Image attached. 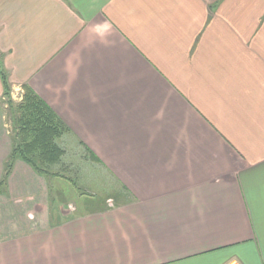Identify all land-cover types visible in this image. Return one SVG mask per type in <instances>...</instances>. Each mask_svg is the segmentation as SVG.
<instances>
[{"label":"crops","instance_id":"1","mask_svg":"<svg viewBox=\"0 0 264 264\" xmlns=\"http://www.w3.org/2000/svg\"><path fill=\"white\" fill-rule=\"evenodd\" d=\"M0 53L127 192L0 195V264H264V0H0Z\"/></svg>","mask_w":264,"mask_h":264},{"label":"rangeland","instance_id":"2","mask_svg":"<svg viewBox=\"0 0 264 264\" xmlns=\"http://www.w3.org/2000/svg\"><path fill=\"white\" fill-rule=\"evenodd\" d=\"M0 69V72L2 71L9 80L2 53H0ZM5 91L3 88L4 96L2 95L0 103V195L29 193L25 196L24 210L32 205V201L28 198L29 195L39 194L38 196L43 197L42 200L45 201L42 206L45 211L55 209L56 205H59L57 201L61 200V209L69 215L76 209V205L79 206L80 200L84 196H100L102 199L106 198L107 204L114 206L117 203V197L124 198L123 194L127 195L124 187L119 186L122 183L117 178L119 175L116 169H113L107 162L105 164L100 158L104 159L107 156L103 158L100 153H95L96 150L94 151L90 146L91 140L87 139L89 142L86 141V143L81 137L71 132L69 126L63 135L55 140L54 145L64 151L63 156L56 164H49L42 160L39 152L32 157L36 168L22 158L16 157L17 153L13 152L16 147L15 141L20 140L19 146H21L24 137L15 130L13 112L16 111L14 108L11 109L10 101L15 105L20 104L23 100V98L21 100V96H24V88L21 85H16L13 88L11 86L7 95H5ZM94 141L97 143V138ZM125 142L128 140L125 139ZM132 144L133 142L130 140V145ZM92 145L97 144L93 143ZM110 145H113L112 142ZM93 154L99 159L98 161L94 160ZM11 157L16 158H12V163ZM105 160L108 161L107 158ZM22 179H25L26 183L28 181V185L19 186V191H17V186H10V182ZM119 193L120 196H118ZM51 200L57 203L54 204ZM11 214L8 204H5V208L0 212V222L2 220L9 222ZM33 215L35 214L28 213L25 218H33ZM14 217L16 218V215ZM16 220L18 222L22 219L18 217ZM0 226H2L1 223Z\"/></svg>","mask_w":264,"mask_h":264},{"label":"trees","instance_id":"3","mask_svg":"<svg viewBox=\"0 0 264 264\" xmlns=\"http://www.w3.org/2000/svg\"><path fill=\"white\" fill-rule=\"evenodd\" d=\"M5 95L9 94L10 82L1 71ZM24 96L20 104L15 105L10 101L11 109L14 108L15 130L23 135L22 145L20 140L15 141L14 154L36 168L33 158L39 152L42 160L49 164H56L63 156L64 151L54 145L55 140L60 138L68 129L67 125L52 111V109L27 85H23ZM9 89V90H8ZM4 96V95H3ZM12 111V110H11ZM16 113V114H15ZM30 134V135H29ZM94 160L99 159L93 154ZM16 159L11 157V159ZM11 160V163L13 161Z\"/></svg>","mask_w":264,"mask_h":264},{"label":"built area","instance_id":"4","mask_svg":"<svg viewBox=\"0 0 264 264\" xmlns=\"http://www.w3.org/2000/svg\"><path fill=\"white\" fill-rule=\"evenodd\" d=\"M23 98V95L21 96V100ZM227 264H242L241 262H239L238 260H232L230 262H228Z\"/></svg>","mask_w":264,"mask_h":264}]
</instances>
